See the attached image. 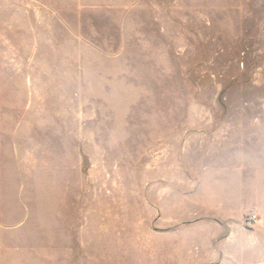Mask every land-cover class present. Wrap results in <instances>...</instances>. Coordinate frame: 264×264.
Returning <instances> with one entry per match:
<instances>
[{
	"label": "rangeland",
	"instance_id": "obj_1",
	"mask_svg": "<svg viewBox=\"0 0 264 264\" xmlns=\"http://www.w3.org/2000/svg\"><path fill=\"white\" fill-rule=\"evenodd\" d=\"M0 122L6 262L18 243L67 262L37 236L147 229L191 136L264 154V0H0Z\"/></svg>",
	"mask_w": 264,
	"mask_h": 264
},
{
	"label": "crops",
	"instance_id": "obj_2",
	"mask_svg": "<svg viewBox=\"0 0 264 264\" xmlns=\"http://www.w3.org/2000/svg\"><path fill=\"white\" fill-rule=\"evenodd\" d=\"M22 121L12 125L14 134ZM191 137V145L182 149L192 152L193 162L179 167L173 183L159 185L157 214L143 219L147 229L104 237L96 231L92 236L20 233L13 238L51 239L50 249L62 248L67 255L63 264H87V254L92 255L88 264H264V154L248 163L245 137L223 135L219 129ZM6 152L0 140V160L10 157ZM253 214L257 218L250 221ZM0 233V264H27L21 243L8 246L19 251L8 252L13 263L6 262L10 236ZM60 237L69 241L60 246Z\"/></svg>",
	"mask_w": 264,
	"mask_h": 264
},
{
	"label": "built area",
	"instance_id": "obj_3",
	"mask_svg": "<svg viewBox=\"0 0 264 264\" xmlns=\"http://www.w3.org/2000/svg\"><path fill=\"white\" fill-rule=\"evenodd\" d=\"M256 218H257V215L256 214H253L251 219L252 220H256Z\"/></svg>",
	"mask_w": 264,
	"mask_h": 264
}]
</instances>
